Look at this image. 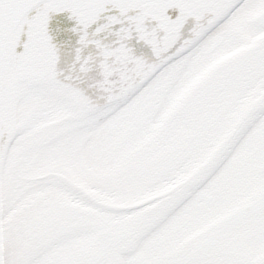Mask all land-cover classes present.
Returning <instances> with one entry per match:
<instances>
[{"label": "snow or ice", "instance_id": "1", "mask_svg": "<svg viewBox=\"0 0 264 264\" xmlns=\"http://www.w3.org/2000/svg\"><path fill=\"white\" fill-rule=\"evenodd\" d=\"M0 264H264V0H0Z\"/></svg>", "mask_w": 264, "mask_h": 264}]
</instances>
